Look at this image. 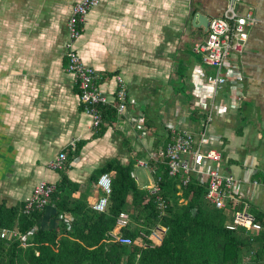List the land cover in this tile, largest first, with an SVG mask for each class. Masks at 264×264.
Wrapping results in <instances>:
<instances>
[{
	"label": "crops",
	"instance_id": "1",
	"mask_svg": "<svg viewBox=\"0 0 264 264\" xmlns=\"http://www.w3.org/2000/svg\"><path fill=\"white\" fill-rule=\"evenodd\" d=\"M78 1L0 0V202L14 207L40 181L57 185L60 173L48 163L76 143L78 155L70 159L67 153L65 169L72 197H85L93 207L104 193L97 187L100 176L91 178L113 160L134 161L131 176L149 190L160 180L158 164H165L159 154L168 142L167 127L199 141L200 122L210 108L202 150L220 153L219 171L238 180L247 213L264 231V0L235 1L237 12L249 13L255 23L235 56L236 86L217 92L210 83L215 71L193 50L207 30L192 20L195 14L208 22L221 17L231 0H102L92 8L76 52L105 76L98 83L108 98L115 96L116 75L127 89L123 112L98 137L66 72L67 22ZM137 166L147 174L143 185ZM107 174L113 181L114 174ZM55 209L54 202L42 208L40 227L56 226ZM123 210L131 216L134 207ZM58 216L74 220L71 214ZM132 227L137 222L131 219L127 228ZM244 230L252 239L260 233ZM252 247L257 249L255 240Z\"/></svg>",
	"mask_w": 264,
	"mask_h": 264
},
{
	"label": "trees",
	"instance_id": "2",
	"mask_svg": "<svg viewBox=\"0 0 264 264\" xmlns=\"http://www.w3.org/2000/svg\"><path fill=\"white\" fill-rule=\"evenodd\" d=\"M68 64L66 57V69ZM104 77L100 75L98 81ZM100 109L103 124L95 129L97 137L116 121L113 106ZM80 147L76 143L74 151L68 148L70 159L77 157ZM133 165L134 161L123 165L113 160L92 176L94 182L104 173L114 174L110 205L105 213L93 210L85 197H72L75 189L70 186L65 170H59L61 178L49 201L55 204L56 226H39L42 209H34L25 216L24 203L7 207L0 202V231L16 230L27 236L24 243L16 236L11 241L0 240V264H243L246 255L247 264H264V231L252 239L241 227L228 230L226 211L206 200L207 185L192 178L183 186L181 175L171 177L167 166L158 164L159 194L167 204L160 215L158 195L138 185L131 176ZM128 204L134 207L130 218L137 222V227L120 229L116 220ZM59 214L73 215L70 226L58 218ZM157 224L166 233L163 241L152 247L146 236ZM113 234L130 238L133 244L120 245L113 240ZM139 239L143 245L138 243ZM252 240L257 243L256 250Z\"/></svg>",
	"mask_w": 264,
	"mask_h": 264
},
{
	"label": "built area",
	"instance_id": "3",
	"mask_svg": "<svg viewBox=\"0 0 264 264\" xmlns=\"http://www.w3.org/2000/svg\"><path fill=\"white\" fill-rule=\"evenodd\" d=\"M101 1L79 0L73 5L72 16L67 22L66 57L69 64L66 72L74 78L79 87L81 104L84 106V112L91 118L94 129L103 124L100 106H113L119 117L127 103V89L121 76H115L117 88L115 96L111 100L100 89L98 83L100 75L95 69L81 62L75 49L76 44L82 38L89 11L99 5ZM235 1L228 2L221 17L211 19L208 22L205 39L195 43L193 47L195 54L201 56L205 65L215 71V75L210 78L213 92L220 91L226 85L231 88L236 86L237 70L234 65L237 59L235 56L244 50L248 39L247 28L255 23V20L249 17V13L239 14L237 12ZM211 113L212 110L209 108L200 122L202 131L198 136L199 141L194 134L168 126V142L164 150L160 151L159 156L164 159L171 177L182 176L183 186H187L192 178L197 179L201 185H207L206 200L215 208L225 210L226 214L230 215V221L226 224L228 230L234 231L237 227H241L258 233L263 230V227L254 221L251 214L247 213L248 204L237 190L238 180L232 175L223 174L219 171L220 153L214 150H202L205 137L203 131L212 121ZM213 116L219 117L220 115L219 113L215 115L213 112ZM69 148L74 151L75 145L71 144ZM67 162V153L61 152L48 163V167L56 171H63ZM97 187L104 195L93 205V208L97 213H105L113 190L111 175L102 174L97 180ZM148 189L150 193L158 195L159 213L163 215L167 204L159 194V181ZM55 190L56 184L54 183L47 181L37 183L31 195L24 202L22 214L26 216L34 209L39 210L47 206ZM64 221L66 225L70 226L72 219H64ZM130 222L131 218L128 211H120L116 220L117 227L120 229L127 228ZM165 233V228L157 225L150 230L146 238L157 246L163 241ZM27 235H30V232ZM15 236L19 237L23 243L27 237L26 235H19L16 230L0 231V240L11 241ZM112 237L120 245L130 246L133 244V241L128 237L115 234Z\"/></svg>",
	"mask_w": 264,
	"mask_h": 264
},
{
	"label": "rangeland",
	"instance_id": "4",
	"mask_svg": "<svg viewBox=\"0 0 264 264\" xmlns=\"http://www.w3.org/2000/svg\"><path fill=\"white\" fill-rule=\"evenodd\" d=\"M78 44V43H77ZM77 44H76V46H77ZM75 46V47H76ZM199 60H202V58H201V56L200 55H195ZM99 74V73H98ZM100 75V74H99ZM134 171H135V174H137V176H138V179H139V184H141V185H143L142 183L144 182V181H147V174H146V172H145V170L141 167H136L135 169H134ZM149 174V173H148ZM156 182V181H155ZM155 182H154V184H155ZM181 202H182V200H181ZM130 208V207H129ZM133 214V213H132ZM134 216V215H133ZM139 242V241H138Z\"/></svg>",
	"mask_w": 264,
	"mask_h": 264
},
{
	"label": "water",
	"instance_id": "5",
	"mask_svg": "<svg viewBox=\"0 0 264 264\" xmlns=\"http://www.w3.org/2000/svg\"><path fill=\"white\" fill-rule=\"evenodd\" d=\"M193 23L197 22V27H202L207 30L208 19L203 17L202 14H195L193 17Z\"/></svg>",
	"mask_w": 264,
	"mask_h": 264
}]
</instances>
